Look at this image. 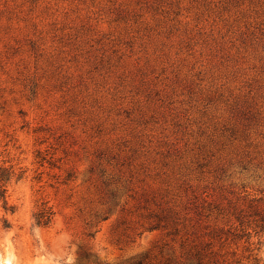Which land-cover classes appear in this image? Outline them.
<instances>
[{"label":"rangeland","instance_id":"374dc122","mask_svg":"<svg viewBox=\"0 0 264 264\" xmlns=\"http://www.w3.org/2000/svg\"><path fill=\"white\" fill-rule=\"evenodd\" d=\"M0 168V264H264V0H0Z\"/></svg>","mask_w":264,"mask_h":264},{"label":"trees","instance_id":"16d2710c","mask_svg":"<svg viewBox=\"0 0 264 264\" xmlns=\"http://www.w3.org/2000/svg\"><path fill=\"white\" fill-rule=\"evenodd\" d=\"M10 174L5 173L3 169L0 168V202L2 207L6 211H10L13 213L15 211V207L8 204L7 200V184L10 181ZM32 219L36 226H48L53 219V211L50 206L46 204V202H41L39 206H37L36 211L32 214Z\"/></svg>","mask_w":264,"mask_h":264}]
</instances>
